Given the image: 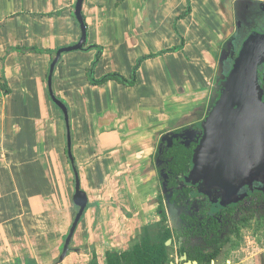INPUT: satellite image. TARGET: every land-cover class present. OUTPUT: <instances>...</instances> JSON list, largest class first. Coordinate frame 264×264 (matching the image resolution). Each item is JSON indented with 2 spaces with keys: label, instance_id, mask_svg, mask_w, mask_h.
I'll return each mask as SVG.
<instances>
[{
  "label": "crops",
  "instance_id": "0c3cea01",
  "mask_svg": "<svg viewBox=\"0 0 264 264\" xmlns=\"http://www.w3.org/2000/svg\"><path fill=\"white\" fill-rule=\"evenodd\" d=\"M227 0H0V264H89L127 251L157 218L153 156L206 113L232 20ZM256 246L257 250L253 247ZM170 264H174L170 262ZM176 264V263H175ZM216 264H264L236 241Z\"/></svg>",
  "mask_w": 264,
  "mask_h": 264
},
{
  "label": "flooded vegetation",
  "instance_id": "af4514ba",
  "mask_svg": "<svg viewBox=\"0 0 264 264\" xmlns=\"http://www.w3.org/2000/svg\"><path fill=\"white\" fill-rule=\"evenodd\" d=\"M257 5L244 2L234 8V20L221 47L222 75L231 72L245 41L257 32L264 34V11ZM259 73L264 92V63ZM217 100H210L206 113L169 131L153 156L151 190L158 218L150 225L163 223L174 264H216L249 230L259 238L264 229V174L228 189L190 176L195 150L204 135L203 122ZM253 225L260 230L255 232Z\"/></svg>",
  "mask_w": 264,
  "mask_h": 264
},
{
  "label": "water",
  "instance_id": "95a60500",
  "mask_svg": "<svg viewBox=\"0 0 264 264\" xmlns=\"http://www.w3.org/2000/svg\"><path fill=\"white\" fill-rule=\"evenodd\" d=\"M77 0L75 15L81 24L82 38L78 44L58 50L49 74V92L52 100L64 113L67 134L68 154L74 164L76 174V193L74 202L79 212L74 220L66 241L65 252L77 225L88 204V197L81 189L79 173L72 154V136L69 110L53 89V74L62 53L80 49L86 40L87 28L83 16V3ZM243 1L253 4L254 8L264 11V0H227V12L234 20V8ZM264 63V34L257 32L243 43L235 65L228 75H222V60L219 64L217 79L211 96L213 108L207 112L203 122L204 135L194 153V167L190 176L202 183L218 184L223 188L235 187L249 182L258 173L264 174V92L260 81L259 67ZM220 87V93L217 88ZM167 132L162 141L169 136ZM204 181V182H203ZM234 192V191H233Z\"/></svg>",
  "mask_w": 264,
  "mask_h": 264
},
{
  "label": "trees",
  "instance_id": "16d2710c",
  "mask_svg": "<svg viewBox=\"0 0 264 264\" xmlns=\"http://www.w3.org/2000/svg\"><path fill=\"white\" fill-rule=\"evenodd\" d=\"M167 239L163 223L145 226L127 251L122 254L116 250L106 252L107 264H170ZM89 264H99V256L95 254Z\"/></svg>",
  "mask_w": 264,
  "mask_h": 264
},
{
  "label": "rangeland",
  "instance_id": "374dc122",
  "mask_svg": "<svg viewBox=\"0 0 264 264\" xmlns=\"http://www.w3.org/2000/svg\"><path fill=\"white\" fill-rule=\"evenodd\" d=\"M245 1H243V3H244ZM250 13L251 14H254L255 12H254V10L252 9V10H250ZM253 227H255V232H258L260 229H256V227H258V226H254L253 225ZM261 231H263L264 232V229L263 230H261ZM261 231H259L260 233H262L263 234V232H261ZM253 231L252 230H249V232H247L246 234V237H244L243 238V240H241V243H242V245H249V242L250 241H254V243H257V241L259 242H263L264 243V235H262V234H260V237L259 238H254V236H253ZM255 249L257 248L256 246H253ZM258 249V248H257ZM256 249V250H257ZM177 264V263H176Z\"/></svg>",
  "mask_w": 264,
  "mask_h": 264
}]
</instances>
